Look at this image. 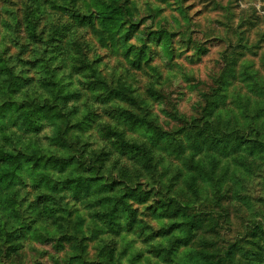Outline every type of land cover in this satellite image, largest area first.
<instances>
[{
	"label": "trees",
	"instance_id": "1",
	"mask_svg": "<svg viewBox=\"0 0 264 264\" xmlns=\"http://www.w3.org/2000/svg\"><path fill=\"white\" fill-rule=\"evenodd\" d=\"M23 3L26 11L0 5V246L10 243L5 255L22 256L27 231L46 241L45 228L67 213L65 198L77 197L86 199L94 230L112 234L117 245L131 235L124 249L133 238L147 247L148 254L139 249L125 263L116 246L106 249L104 243L95 264H224L221 256L211 258L193 246L198 220L192 207L228 191L238 200L248 195L247 182L264 163V103L253 106L249 102L255 99L247 95L237 110L221 109L216 102L221 71L220 84L199 93V116L182 114V135L169 137L124 108L130 83L100 69V60L90 57L80 41L87 34L102 46L126 49L129 67H140L143 50L133 51L124 28L133 15L126 0H62L54 12L43 7L48 0ZM59 36L66 37L67 48L52 45L53 56L47 57L43 47ZM168 37L163 31L160 42ZM13 40L19 52L7 54L4 46ZM152 97L161 98L160 93ZM102 109L108 116L100 119ZM2 111L12 114L4 120ZM140 127L145 134L133 135ZM22 192L33 197L39 228L31 230L18 220ZM138 194L147 202L149 220L131 205ZM259 223L255 243L260 249L247 250L240 264H264V217Z\"/></svg>",
	"mask_w": 264,
	"mask_h": 264
},
{
	"label": "rangeland",
	"instance_id": "2",
	"mask_svg": "<svg viewBox=\"0 0 264 264\" xmlns=\"http://www.w3.org/2000/svg\"><path fill=\"white\" fill-rule=\"evenodd\" d=\"M24 1L0 0V5L11 4L10 10L26 11ZM48 1L51 4L43 6L47 12L57 11L62 3V0ZM126 1L133 15L124 28L128 29V44L133 51L143 50L140 67H129L124 56L126 49L115 51L112 47L102 46L87 34H82L80 39L88 47L89 56L100 60V69L107 68L112 79L121 78L130 83L131 98L124 103V108L148 122L151 120L155 128L169 137L181 136V127L186 122L182 114L199 116L200 106H196L198 102L202 104L199 93L214 90L220 84L217 80L221 71L224 73L220 84L221 96L216 100L221 109L233 107L237 110L246 103L247 95L255 99L249 102L253 106L257 102L264 103V0ZM47 19L49 21L50 18ZM52 25L53 21L50 22L51 30ZM163 31L169 37L160 42ZM65 40L66 37L59 36L51 41V45L44 46L47 57L53 56L52 45H62L64 49ZM4 48L7 54L14 55L19 52V43L13 40ZM21 53L24 58L26 49ZM60 59L54 60L56 64ZM59 72L63 73L62 70ZM81 86L84 88V83ZM152 93L155 96L160 93L161 98L152 97ZM140 97L145 99L140 100ZM1 114L6 120L12 113L2 111ZM107 114L105 109L99 111L100 119ZM132 134L141 136L145 131L140 127ZM256 160L259 165L261 161ZM259 170L251 181L248 180V195L243 200H238L228 191L222 194L221 199L195 203L192 211L196 214L198 228L192 238L194 247L203 249L211 258L221 256L224 264H240L247 250L259 251L260 247L255 242L258 237L260 240V236L255 224H260L259 220L264 217V163ZM145 187L142 192L150 185ZM17 200L21 213L18 220L31 230L39 228L32 206L33 197L22 192ZM63 203L67 213H61L62 217L55 219L54 224L48 227L50 229L45 228L49 231L44 238L46 241L34 240L30 231L24 234L21 257L5 255L10 243L1 241L0 264H33L35 260L39 264H77L82 259L95 264L108 246H116L114 250L120 253L125 263L139 249L148 254L141 238H133V245L124 249L132 239L131 235L117 245L110 239L112 234L94 230L85 198H65ZM131 205L138 210L140 218L149 220L147 202L142 194L131 199ZM150 223L155 225V221ZM104 243L107 244L106 249H101Z\"/></svg>",
	"mask_w": 264,
	"mask_h": 264
}]
</instances>
